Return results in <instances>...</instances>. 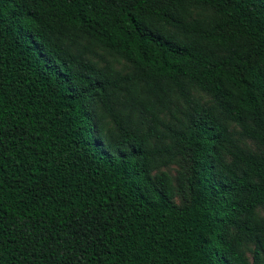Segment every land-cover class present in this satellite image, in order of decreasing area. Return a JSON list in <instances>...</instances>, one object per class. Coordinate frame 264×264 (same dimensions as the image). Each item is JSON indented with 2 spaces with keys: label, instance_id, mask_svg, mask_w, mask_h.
Wrapping results in <instances>:
<instances>
[{
  "label": "trees",
  "instance_id": "obj_1",
  "mask_svg": "<svg viewBox=\"0 0 264 264\" xmlns=\"http://www.w3.org/2000/svg\"><path fill=\"white\" fill-rule=\"evenodd\" d=\"M0 264H264V0H0Z\"/></svg>",
  "mask_w": 264,
  "mask_h": 264
}]
</instances>
